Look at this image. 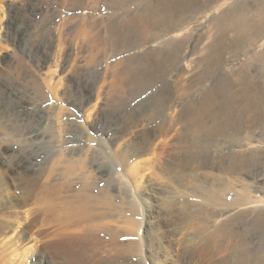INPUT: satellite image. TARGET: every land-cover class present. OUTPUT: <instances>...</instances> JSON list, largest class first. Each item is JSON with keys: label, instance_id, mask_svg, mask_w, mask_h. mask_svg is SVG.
Instances as JSON below:
<instances>
[{"label": "rangeland", "instance_id": "obj_1", "mask_svg": "<svg viewBox=\"0 0 264 264\" xmlns=\"http://www.w3.org/2000/svg\"><path fill=\"white\" fill-rule=\"evenodd\" d=\"M27 1H30V4L33 6H36L38 2L43 4V10H46L47 6L53 8V20L48 23L54 38L53 45L49 50L51 65L54 64L57 55L59 56V60L61 56L72 53H79L78 56L80 57L88 56V52L86 51L88 48L86 46V49L81 48L85 36V40L88 39L93 44L94 42L96 43L94 44L95 48L90 49V52L92 51L91 54H93L92 58H94L90 67L93 66V68L96 67L97 69L95 89L91 93V100L85 107V110L78 115V119L66 116L72 110L60 98L61 96L63 97V93L65 92L61 86L63 81L60 78H63L71 71V65L76 70L80 65H85V60L81 58L74 62L76 64L68 63L66 65L67 70L62 71L54 65L53 67L50 65L51 69H47L46 67L42 71V77L50 75L53 86L59 87L58 94L56 93L58 100L46 88L43 80L38 79L48 99L43 108L51 105L64 107L69 111L66 110V115L64 114L58 123L74 122L79 125L90 124L96 110H102L106 101V103L112 104L116 100L117 106L123 111L122 115L129 116L136 109L137 112L140 111L139 117L144 109L151 102L155 101L158 96L162 98L169 95L173 99V104H175L171 105L170 110L159 114L155 121L148 125L151 128L157 124L159 125L167 118L170 120V114L174 116L176 109L190 104L189 102L200 101L204 96H206L205 99L208 102V98L211 97L210 103L206 104L208 110L206 109L207 113L205 112V132L200 137L202 148L201 150L198 148L200 151L197 149L195 155L193 154L192 157L194 159L193 162L199 163H194L195 165H204L203 169L199 170L201 174L198 172V175L195 174L193 171L196 166L192 165L194 167L191 166L185 170H179L177 182L172 180L168 183L161 175H153L152 170L142 171V175L140 174V177L137 176L136 181L138 184H145L152 177L153 184L163 185L169 189L175 188V193L173 194L176 198L175 202L179 205L185 203L188 212H193L192 218L190 217L184 221L182 219L177 225L169 226L171 239H173L179 254L181 253L183 257L187 255V252L185 248L183 250L180 246L188 245L189 249L195 246L198 249L197 251L203 252L204 250L206 252V264H210V262L211 264H264V0H190L186 10H177L178 12L174 20L170 18L168 8L161 6L162 0ZM148 2L152 3L151 10L149 9L152 24H150L148 35L145 36L143 41L146 46L142 45L141 48V45L137 44L138 48L132 47L134 49L130 50V48L129 51L121 53V46L120 50H118L113 45H109L111 43H109V34L106 32V27L110 22L116 21L117 18H119L118 20L130 18L137 10H143L141 8ZM10 4L22 5L23 1L0 0V30L6 22V8ZM48 14L50 15L47 12H35L31 14L30 19L33 24L40 26L42 22L49 21L50 16ZM176 24L186 26L188 29L187 39L183 45L181 44L180 55L186 54V59L180 64L181 70L174 67L172 70L170 69L171 71L167 72L168 70H165V63L167 64L165 57L167 54H165L160 58V61L159 59L156 61V66L154 65L155 63L150 65L152 70L156 71L158 69V72L154 73L152 78L155 81H150V85L143 88L141 93L138 92L130 96L131 93L129 91H120L119 86L122 83L115 81L113 77L115 74L120 76V74L126 71L124 64H122L124 58L136 56L138 53L142 54L145 49L147 50L153 47V45L155 46V42L161 43L162 40L167 39L169 33L166 32L168 28ZM33 28L30 30L32 33L29 31L31 36L37 35V29L34 28V30ZM151 41L155 42L151 43ZM23 47H25V44H23ZM12 52L14 50L6 46V49H0V58L2 59L4 55H10ZM180 55L179 52L176 54V61ZM1 59L0 68L6 69V64H2ZM25 59L30 62L29 56H26ZM162 64L164 67H162ZM156 67L158 68L155 69ZM51 73L54 75L52 76ZM59 80L62 84H58ZM125 82L124 80L123 83ZM15 88L17 87L15 86ZM9 103L10 101L7 102V105ZM137 106H139V109H137ZM223 119H226V121ZM223 122L224 125L222 124ZM222 125L225 127H222ZM25 129L23 132L26 131ZM7 130V133L11 132L9 128ZM73 130L70 129L69 131ZM135 130L133 128L132 132ZM219 130L222 132H219ZM77 133L73 131L67 132L66 135L62 134L60 137L64 141L75 139V142H71L72 144L64 143L57 150H68L69 148L80 146L84 151L87 147H90L92 150L89 151L88 157L101 151L96 134L90 132V137L92 136L93 138L89 140L80 133ZM131 134L133 135V133ZM174 135L171 133L170 136L174 137ZM161 140L164 141L166 139ZM161 140L158 139L156 141L159 147L163 146ZM172 141L174 143V140ZM55 142H57V139L53 140V143ZM118 142L113 145L112 151H114L115 156L119 160H122L121 153L123 154L122 150L126 143L125 140ZM42 144L46 147L50 146V144ZM25 145L22 142H17L16 138L0 139V149L2 146L13 149V154L0 155V159L8 161L15 155H27L23 151ZM41 145L33 147L32 144L34 150L28 154L29 157L35 158L33 161L35 165H30L34 169L33 172H36L45 158L49 156L48 149ZM81 152L76 153V156H80ZM71 155V152H69L68 156ZM108 162L107 167H103L102 170L106 174L105 177H116V174L122 173L123 175L118 177L123 178V172H126L123 171V166H117L110 159ZM131 162V160L127 162L125 166L127 170L130 169L129 164ZM63 164H66V162ZM93 166L94 164H86L88 170H92ZM2 168L8 169V165L3 163L0 171ZM149 171L151 172L149 173ZM184 174H186L185 177H183ZM118 177L117 179L120 180L121 178ZM101 179L95 178L94 180H89V183L92 185V188L90 187L88 191L89 193L102 196L99 191L107 182ZM34 180L36 181V179ZM76 181H72L69 187L73 195L77 194L82 185L81 180ZM93 182L94 184H92ZM190 182L193 186L190 185ZM201 187L205 193H219L220 199L216 202L217 204L214 209L221 212L222 215L217 216L212 211L213 209L206 205L203 208L196 205L203 201L204 195L195 197V192L192 189L195 188V191L199 193L200 189L202 190ZM178 188L181 192H187V195L182 197V193L179 192ZM135 189L133 188L132 191L134 192ZM12 191L14 194L19 195V192L15 189ZM5 197L3 192L0 191V207ZM111 207V209L107 210L108 213L116 216V218L119 216L122 220L120 218L121 221L119 223H110L108 227L101 229L99 233H97V230L100 228L97 229L94 238L108 242L113 239L112 236H116L117 242L123 245L135 241L137 232L135 228H130L129 219L141 220L142 209L140 211V208H138V215H135L133 212L127 211L126 204L120 199L112 201ZM34 212L35 210H32L23 215L26 217H24L25 220L23 219L25 223L34 216ZM221 223L224 224L220 226ZM56 226L54 222H47L44 225L40 224L28 232L26 237L16 242L8 238L10 237L9 235L0 239V264H59L61 260L60 255H54V251L51 252L47 247L48 240L52 237H48V239L43 234H40L43 231L53 232ZM176 226L180 229V232L174 235L172 232ZM209 233H213L211 243L200 244L204 242L202 237ZM75 247L77 250H80L81 255L84 251L81 244L75 243ZM114 253L116 252L114 251ZM197 257L198 255L195 254V258ZM165 259L167 260L168 257H161L162 262L165 261L167 263ZM140 262V257L133 256L128 260H119L117 263L137 264ZM143 264L150 263L146 262Z\"/></svg>", "mask_w": 264, "mask_h": 264}, {"label": "bare ground", "instance_id": "obj_2", "mask_svg": "<svg viewBox=\"0 0 264 264\" xmlns=\"http://www.w3.org/2000/svg\"><path fill=\"white\" fill-rule=\"evenodd\" d=\"M22 1V5L10 4L6 8V22L2 23L3 27L0 30V49H6L7 46L14 50L10 55L7 54L2 59L0 58L1 63L6 64L5 70L0 68V139L16 138L17 142L26 144L23 151L27 154L25 155L26 157L15 155L8 161L0 159V168L3 163L8 165V169L2 168L0 171V191L6 196L0 207V239L9 235L10 237L8 238L16 242L26 237L28 232L40 224L44 225L47 222H54L57 226L53 232L43 231L40 234L47 238L52 237L48 238L47 247L51 252L54 251V255H60L59 264H118L119 260H128L133 256L141 258V262L137 264L146 262L164 264L165 261L162 262L161 260L162 256L168 257L167 260L165 259L168 264H206L207 256H205L206 252L204 250L201 252L200 250L197 251L198 249L195 246L192 249H189L188 245L180 246L183 250L185 248L187 252V255L183 257L181 253L179 254L176 244L171 239L169 226L177 225L180 220L183 219L184 221L193 216V212H188L185 203L179 205L175 202L176 198L173 196L175 188L169 189L163 185L153 184L152 177L147 178L148 180L145 184H138L136 177H140L142 171L152 170L153 175H161L168 183L172 180L177 182L179 170H185L192 165L196 166L193 172L197 175L198 173L201 174L199 170L203 169L204 165H195L194 163L198 162H193L194 159L192 157L198 148L200 150L202 148L200 137L205 132V112L207 113L208 110L206 104L210 103L211 97L208 98V102L205 99L206 96L202 97L200 101L189 102L190 104L176 109L174 116L170 114V120L167 118L159 125L157 124L151 128L148 125L152 124L159 114L170 110L173 99L169 95L162 98L158 96L155 101L144 109L139 117L140 111L138 110L139 112H137L136 109L129 116L122 115L123 111L117 106L116 100L112 104L104 101L103 109L96 110L90 124L58 123L68 110L64 107L51 105L43 108L48 99L38 79L43 80L46 88L57 99L58 95L56 93L59 87L53 86L50 75L42 77V71L46 67L51 69L53 65L62 71L67 70L66 65L68 63H74L76 60L83 58L85 60L84 66L80 65L75 70L71 65V71L63 78H60L63 84L60 80L58 82V84H62L61 86L65 90L63 97L61 96L60 98L72 110L71 112L68 111V115H65L78 119V115L85 110L91 100V93L95 89L97 69L96 67L93 68V66L90 67L94 59L90 49H94V44L96 43L94 42L93 44L90 40H85V36L81 48H88L86 50L88 56L80 57L78 56L79 53H72L61 56L59 60L57 55L54 64L51 65L49 50L53 45L54 38L48 23L53 20V8L47 6V9L43 10V4L39 2L36 6H33L30 1ZM189 1L162 0L161 6L168 8L170 18L174 20L177 10H186ZM143 6L141 8L143 10H137L130 18H121V16L122 20H118L119 18L111 22L108 20L110 24L106 25L107 31H105L109 34V43H111L109 45H113L118 50H120L121 46V53L129 51L130 48L132 50L139 44L141 48L142 45L146 46L143 41L145 36L148 35L150 24H152L149 11L152 3L148 2ZM152 9L154 8L152 7ZM40 11L42 13H50V15L48 14L50 17L46 15L49 17V21H44V23L42 22L43 24L40 22L41 25L36 23L40 25L38 26L32 23L30 17L32 13ZM33 27L37 29L36 37L31 36L32 32L30 30ZM166 33H169L167 39L162 40L161 43H156V40L153 39L155 41H151V43L155 42V46L145 49L142 54L138 53L136 56L124 58L122 64H124L126 71L120 76L115 74L113 77L115 81L122 83L119 86L120 91H129L131 93H129L130 96L138 92L141 93L143 88L150 85L154 73L158 72V67L154 71L150 68V65L155 63L154 65L156 66V61L158 59L160 61V58L165 54H167L165 57L167 62V64L165 63V70L169 72L174 67L181 70L180 64L186 59V54L180 55L181 44L183 45L187 39L188 29L186 26L176 24L174 26L171 25ZM23 44H25V47H23ZM178 52L180 57L176 61ZM76 54L77 56H75ZM26 56L30 57V62L25 59ZM173 57L175 58L172 60ZM161 74L163 75L162 72ZM51 75L53 76L54 74L51 73ZM124 80L126 81L125 83H123ZM8 101H10L11 105L10 103L7 105ZM137 107L139 109V106ZM222 124L224 125V122ZM223 125L222 127H225ZM8 128L11 130L10 133H7ZM24 128H26L25 132H23ZM133 128L136 130L132 132ZM70 129H74V132L80 133L89 140L93 138L92 136L90 137L91 133L96 134L101 151L88 157L89 151L92 150L90 147H87L84 151L80 146L72 147L68 150H57L64 143L75 142V139L64 141L60 137L62 134L66 135L67 132H73L69 131ZM219 132L222 131L219 130ZM171 133L175 134L176 137L175 135L174 137L170 136ZM128 138L129 140L127 141ZM54 139H57V142L53 143ZM158 139H166L164 141L161 140L163 146L159 147L158 143H156ZM122 140H125L126 145L122 150L123 154L121 153L122 160H119L115 156L114 151H112V147L116 142ZM172 140H174V143ZM42 143L50 144V146L46 147ZM32 144L33 147L42 144L49 151V156L45 158L36 172H33L34 169L30 166L31 164L35 165L33 163L35 158H31L28 155L34 150ZM199 149L198 151H200ZM0 151V155L3 156L11 154L13 149L2 146ZM67 152L68 154H66ZM69 152H71V156H68ZM78 152H81L80 156H76ZM109 159L116 163L117 166H123V171H126L123 172V178L118 177L123 175L122 173L116 174V177H105L106 174L102 170L103 167H107ZM130 160L132 161L129 164L130 169L127 170L125 166ZM64 162L66 164H63ZM87 163L90 165L94 164L92 170L87 169ZM185 176L186 174L183 175V177ZM117 177L121 179L119 180ZM95 178H102L101 180H106L107 182L99 191L102 196L88 192L92 186L89 182ZM74 180H77L76 182L78 180L82 181L81 189L75 195L71 193L69 188ZM190 185H192L191 182ZM133 188H136L134 192L132 191ZM183 188L185 187L183 186ZM13 189L19 192V195L14 194ZM178 190L181 192L179 188ZM192 190L195 192V197L204 195L203 201L196 205L201 208L206 205L211 207L217 216L222 215L221 212L214 209L216 202L220 199L219 193H205L203 188L202 190L200 189L199 193L195 191V188ZM181 193L182 197L187 195L185 191ZM113 197L114 199L112 200ZM115 199H120L126 204L127 211H131L135 215H138L139 210L141 211L142 209L141 220L129 219V226L131 229H136L137 236L135 241L126 245L119 244L116 236H112L113 239L108 242L94 238L97 229L100 228L97 230V233H99L101 229L108 227L110 223L116 224L122 220L118 215L116 218V216H112L107 211L112 208L111 203ZM138 208L140 209L138 210ZM32 210H35L34 216L32 215L33 217L29 220L27 218L28 221L25 223V216L23 215ZM223 224L221 223L220 226ZM179 232L180 229L176 226L172 234L177 235ZM202 238L204 242L200 244L211 243L213 233L206 234ZM52 240L54 241L52 242ZM75 243L81 244L84 250L81 255L80 250L76 249ZM195 254L198 255L197 258H195ZM167 263L165 262V264Z\"/></svg>", "mask_w": 264, "mask_h": 264}]
</instances>
